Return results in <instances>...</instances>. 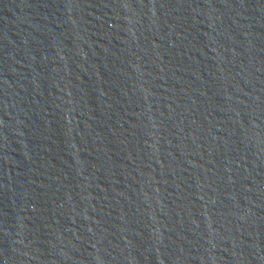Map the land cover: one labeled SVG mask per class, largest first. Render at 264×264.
<instances>
[{
    "label": "water",
    "instance_id": "obj_1",
    "mask_svg": "<svg viewBox=\"0 0 264 264\" xmlns=\"http://www.w3.org/2000/svg\"><path fill=\"white\" fill-rule=\"evenodd\" d=\"M0 264H264V0H0Z\"/></svg>",
    "mask_w": 264,
    "mask_h": 264
}]
</instances>
